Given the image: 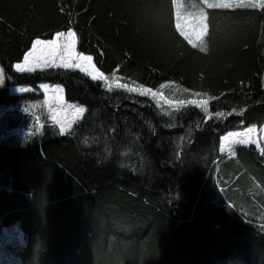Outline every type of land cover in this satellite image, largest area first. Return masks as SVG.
I'll list each match as a JSON object with an SVG mask.
<instances>
[{"label":"trees","instance_id":"16d2710c","mask_svg":"<svg viewBox=\"0 0 264 264\" xmlns=\"http://www.w3.org/2000/svg\"><path fill=\"white\" fill-rule=\"evenodd\" d=\"M206 15L201 52L172 0H0V106L33 97L9 85L60 83L85 109L68 133L0 141V233L21 231L19 264H264V157L219 152L221 136L264 121V7ZM69 27L110 78L177 84L212 98L207 112L165 114L77 70L13 69L33 39Z\"/></svg>","mask_w":264,"mask_h":264},{"label":"rangeland","instance_id":"374dc122","mask_svg":"<svg viewBox=\"0 0 264 264\" xmlns=\"http://www.w3.org/2000/svg\"><path fill=\"white\" fill-rule=\"evenodd\" d=\"M218 7H244V8H262L264 7V0H198L197 3L191 0H173L174 10L177 12L180 11L182 7L193 5L199 6L201 4L205 5H217ZM223 5V6H222ZM201 9V7H198ZM197 9V10H199ZM200 12V11H198ZM178 13V12H177ZM13 69L18 72L14 68ZM1 68V67H0ZM48 69V68H45ZM45 69L36 68L33 71H43ZM63 69V68H62ZM75 70V69H69ZM32 71V72H33ZM78 71V70H77ZM19 73V72H18ZM86 75V74H84ZM118 79L117 77H114ZM262 85L264 88V74L262 77ZM123 83V82H121ZM40 84H37L35 87H32V91L21 93L19 91V87L23 85H9L7 86V90L12 95H24V94H32V98H24L22 100H15L13 103L8 105L0 106V141L10 139V142H15L19 144H23L25 142L34 143L37 142V139L42 135L49 134L55 136L57 134H61L59 131V124L52 119L53 116H56L58 120L71 119V114L75 110V108L83 107L77 103L69 102L65 98L63 101L57 98V93L53 91V89H49L45 92L42 88H40ZM102 84V83H101ZM134 87H139L134 84H129ZM6 87V85H0V88ZM29 87V86H24ZM112 88H118L114 84ZM63 89V88H62ZM120 89V88H119ZM126 90V89H125ZM146 92H157L161 93V95L153 97L151 94L147 96L154 100L155 104L160 108V110L169 114L174 111H178L184 106H192L188 103V101L192 99H209V96L186 91L182 87L178 86L174 83H164L160 87L155 90L145 89ZM141 94V93H139ZM60 95L64 96V91L60 92ZM20 99V98H16ZM179 101H184V103H178ZM201 101H198V103ZM84 108V107H83ZM204 113L207 112L206 108H200ZM83 113L77 114V119L73 122L74 124L81 119ZM250 127V126H249ZM72 129V128H71ZM69 129L67 132L71 131ZM242 129L235 130L242 131ZM63 133V134H65ZM253 140L261 139L264 140V121L261 125L257 126V131H254L252 134ZM227 136V133L221 137ZM234 138L228 137L227 139H220L219 143V152L223 159L233 156L234 149L237 146H247L241 145L239 143H232L231 149L228 148V143L233 141ZM254 145L256 150L260 153L259 148H257L256 144ZM261 147H264V144H261ZM264 157V155H262ZM260 215V214H259ZM258 223L259 220H256ZM263 224L260 221V225ZM24 243L23 235L19 228L16 226H10L7 228H3L0 233V264H19L18 262V254ZM235 264V263H232Z\"/></svg>","mask_w":264,"mask_h":264},{"label":"snow or ice","instance_id":"6c2138e0","mask_svg":"<svg viewBox=\"0 0 264 264\" xmlns=\"http://www.w3.org/2000/svg\"><path fill=\"white\" fill-rule=\"evenodd\" d=\"M78 44V35L73 28L69 27L66 31H55L50 39H42L36 37L31 41V46L24 51L22 60H19L15 63L14 68L18 70L19 73L32 72L36 68L45 69V68H63V69H75L82 74H86L88 78L97 83H103L106 89H112L115 84L116 87L120 89H126L129 93H141V95L147 96L151 94L153 97L161 95L157 92H146L144 87H134L132 85L121 83L119 79L114 77L110 78L101 70V67L97 66V63H94V57L90 54H85L83 51L77 50ZM6 69L0 68V85H4L10 77L6 74ZM45 92L50 88L57 93V98L61 101L64 100V96L60 95V92L63 91L62 85L60 83L49 84L42 83L39 86ZM19 91L21 93L32 91L31 86L24 87L20 86ZM212 98L209 99H192L188 101L193 107L206 108L211 102ZM198 101H201L198 103ZM178 103H184V101H179ZM85 109L83 107L75 108L71 114V119L58 120L56 116H53L52 119L59 124V131L61 134L67 132L73 127V122L78 118V113H84ZM235 111V109H233ZM241 125L244 124V121H240ZM257 131V126L252 125L250 127H243L242 131L228 132L227 136L221 137L220 139L224 140L228 137L234 138L233 141L228 143V148L231 149L232 143H239L241 145L256 144L259 148L261 155H264V147H261V144H264V140L256 139L253 140L252 133ZM235 155V153H234ZM98 165L103 167L104 165L98 161ZM264 227V226H262Z\"/></svg>","mask_w":264,"mask_h":264},{"label":"crops","instance_id":"0c3cea01","mask_svg":"<svg viewBox=\"0 0 264 264\" xmlns=\"http://www.w3.org/2000/svg\"><path fill=\"white\" fill-rule=\"evenodd\" d=\"M212 1L213 0H211V2ZM218 6H219L218 3L217 5H212L210 3V5H205V6L203 4L199 6L188 5L182 7L181 11L179 7V11H177L178 12L177 13L174 10V5H173L174 24L177 31L188 41L190 45H192L201 52H204L206 50V35H207L206 9L219 8ZM198 7H201V9H199ZM221 8H229V7L223 6Z\"/></svg>","mask_w":264,"mask_h":264}]
</instances>
